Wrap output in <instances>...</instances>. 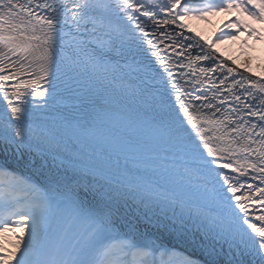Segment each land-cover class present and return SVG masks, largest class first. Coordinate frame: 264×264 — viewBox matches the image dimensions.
Here are the masks:
<instances>
[{
    "label": "snow or ice",
    "instance_id": "6c2138e0",
    "mask_svg": "<svg viewBox=\"0 0 264 264\" xmlns=\"http://www.w3.org/2000/svg\"><path fill=\"white\" fill-rule=\"evenodd\" d=\"M249 20L264 0H0V264H264V77L215 49Z\"/></svg>",
    "mask_w": 264,
    "mask_h": 264
},
{
    "label": "rangeland",
    "instance_id": "374dc122",
    "mask_svg": "<svg viewBox=\"0 0 264 264\" xmlns=\"http://www.w3.org/2000/svg\"><path fill=\"white\" fill-rule=\"evenodd\" d=\"M214 15H210L208 16L207 18L210 19V20H213V17ZM218 19L217 21L219 22H213L211 24H208L205 28H204V34L205 35H202L204 37H208L210 39H214L215 38V34H217L220 30H224V31H229L230 29H227L225 27V22L228 20V19H234L235 17L233 16V14H229V13H221V14H218ZM245 19H247V17H243ZM220 19V20H219ZM192 22V24H194V26L198 29V30H203V28L201 27V24L199 23H196L197 20L196 19H192L190 20ZM201 21H204L203 23H207L205 20H201ZM189 22V21H188ZM187 22V23H188ZM249 22H251L252 24H256L258 26H264V23H261V22H255V21H251L249 20ZM189 24V23H188ZM190 26V24H189ZM192 29L193 27L190 26ZM213 30H216V32L213 34ZM197 31L193 29V34H195ZM217 44H220L222 46V49H218L216 46H215V49L218 50L219 53H222L223 55H225V58L227 59H234L235 61H237L239 63V65L243 66L245 62L248 63V67L251 69V68H254L256 67L255 66V60L254 58L249 61L247 58L250 57L249 55H246V53L244 51H242L240 49V46L237 45V44H234L232 43L230 40H225L224 42L223 41H220L218 42ZM248 56V57H247ZM251 74H255L256 77H264V75H260L257 74V73H254L252 70L250 72Z\"/></svg>",
    "mask_w": 264,
    "mask_h": 264
},
{
    "label": "trees",
    "instance_id": "16d2710c",
    "mask_svg": "<svg viewBox=\"0 0 264 264\" xmlns=\"http://www.w3.org/2000/svg\"><path fill=\"white\" fill-rule=\"evenodd\" d=\"M252 54L256 57L254 58L255 68L264 71V45L258 44L252 48ZM248 57V56H247ZM253 56L248 57L247 59L251 61Z\"/></svg>",
    "mask_w": 264,
    "mask_h": 264
},
{
    "label": "bare ground",
    "instance_id": "6f19581e",
    "mask_svg": "<svg viewBox=\"0 0 264 264\" xmlns=\"http://www.w3.org/2000/svg\"><path fill=\"white\" fill-rule=\"evenodd\" d=\"M217 56L218 57H220V58H222V59H225V60H228L229 61V63H231V61H233L234 59H227V58H225V55H223L222 53H219L218 51H217ZM236 63H235V67H237V68H240V70L241 71H245V69H244V67L243 66H241V65H239V63L237 62V61H235ZM246 74H248V75H252L251 73H246Z\"/></svg>",
    "mask_w": 264,
    "mask_h": 264
}]
</instances>
